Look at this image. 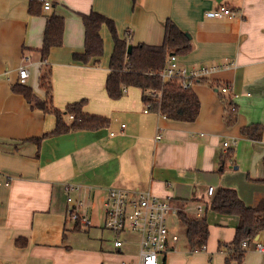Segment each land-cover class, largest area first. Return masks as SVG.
Returning <instances> with one entry per match:
<instances>
[{
	"label": "crops",
	"instance_id": "obj_1",
	"mask_svg": "<svg viewBox=\"0 0 264 264\" xmlns=\"http://www.w3.org/2000/svg\"><path fill=\"white\" fill-rule=\"evenodd\" d=\"M50 1L51 9L45 10L41 0H0V264L137 261L139 239L133 234L121 248L114 245L115 234L113 241L93 249L67 242L68 230L85 226L67 215V183L81 186L74 195L85 201L82 213L91 223L102 212V220L89 225L98 229L106 227L104 209L111 187L150 191L194 217L201 206L210 230L205 248L194 250L188 239L182 241L187 227L179 213L172 214L169 225L178 239L160 255V264H237L227 261L219 242L234 239L239 218L207 209L213 196L208 188L233 187L248 206L264 197V0ZM220 5L241 14L207 17L208 10ZM92 11L112 19L118 35L133 45L162 44L168 20L187 34L192 47L178 55L179 64L215 68L191 87L200 101L195 121L167 118L152 109L145 112L148 104L138 87L119 99L109 97L106 81L114 49L109 25L101 26L104 52L98 61L74 58L85 50L81 14ZM51 13L65 19L64 39L44 56ZM45 63L52 68L56 108L84 100L83 110L107 117L108 124L53 133L55 114L33 107L14 90L22 84L18 69L27 66L30 75L23 85L45 98L40 87ZM223 84L229 85V93L221 91ZM245 127L259 137L245 135ZM230 150L233 158L225 160ZM68 218L75 223L71 229ZM177 220L185 225L182 233L174 228ZM256 239L264 242V232Z\"/></svg>",
	"mask_w": 264,
	"mask_h": 264
},
{
	"label": "trees",
	"instance_id": "obj_2",
	"mask_svg": "<svg viewBox=\"0 0 264 264\" xmlns=\"http://www.w3.org/2000/svg\"><path fill=\"white\" fill-rule=\"evenodd\" d=\"M33 3L34 1L31 2V6ZM81 17L85 27V50L83 53L75 54L76 60L88 62L94 58L98 61L104 52L101 26L108 24L111 29L114 49L110 57V72L106 81V90L110 98L119 99L123 96L125 88L134 86L142 89L143 100L150 105V109L160 112L165 117L190 122L197 119L200 113V101L195 92L191 88L183 89L176 80L164 81L160 76V71L166 66L169 55L178 56L190 51L192 47L187 34L175 22L168 20L165 23L162 44H132L131 52L128 53V45L131 42L128 38H121L118 35L112 19L96 11L81 14ZM64 32L65 19L51 13L44 33L42 46L44 56L48 55L51 48L63 44ZM40 87L45 90V98H40L23 84H16L14 90L23 94L33 107L55 114L57 126L53 133L60 134L78 129L92 130L108 124L107 117L85 112L84 100L69 104L64 111L56 108L53 104L52 68L47 63L41 69ZM243 132L249 137H259L251 127H245ZM224 158L232 159L233 150L227 152ZM207 207L218 213L235 215L239 218L234 239L228 243H221V246L227 248V261L246 264L248 246L254 241L256 243L257 236L264 232V197L256 206H248L235 188L219 187L207 203ZM179 214L187 227L190 246L194 250L203 248L210 234L207 217L190 216L183 210H180ZM245 241H248V246H244Z\"/></svg>",
	"mask_w": 264,
	"mask_h": 264
},
{
	"label": "built area",
	"instance_id": "obj_3",
	"mask_svg": "<svg viewBox=\"0 0 264 264\" xmlns=\"http://www.w3.org/2000/svg\"><path fill=\"white\" fill-rule=\"evenodd\" d=\"M45 10H50V0H41ZM240 10L228 5H220L206 12L209 18H233L239 15ZM215 70L214 67L203 66L200 68H187L178 62V56L171 54L167 58L166 66L160 71L164 81H178L183 89L187 90L201 79L208 78ZM30 70L27 66L18 69L19 83L25 84L29 78ZM223 93H229L227 84L221 85ZM235 109V108H233ZM150 110V105L145 112ZM162 135H158L160 139ZM236 143V142H234ZM229 146V142H225ZM8 183V181H7ZM67 194V214L82 225H90V219L82 213L85 201L74 195L81 191V186L67 183L65 185ZM215 188L210 186L208 194L214 195ZM181 208L176 206L169 198H161L150 191H129L127 189L111 187L108 189V197L105 202V226L115 234L114 245L117 248L124 246L127 235H136L139 239L137 261L131 264H160V255L167 250L172 241L178 239V235L172 233L169 225V217L178 214ZM203 207L198 208V217L202 216ZM248 246V241L244 242ZM255 247L264 252V242L257 240ZM205 248V247H204Z\"/></svg>",
	"mask_w": 264,
	"mask_h": 264
},
{
	"label": "rangeland",
	"instance_id": "obj_4",
	"mask_svg": "<svg viewBox=\"0 0 264 264\" xmlns=\"http://www.w3.org/2000/svg\"><path fill=\"white\" fill-rule=\"evenodd\" d=\"M131 87L125 88V91L127 89L131 90L133 88L134 89L137 88V87H134V86H131ZM65 109H66V107H64L62 109V111H64ZM101 213L102 212L99 211V213L96 214L97 217H94L92 220L95 221V222H100L102 220ZM69 218H68V227H69V229H71L72 226L74 227L75 223L72 220H70ZM93 221H92V223H93ZM94 224H92V225H94ZM183 225L184 224H182L179 220H177V221H175L174 228L177 231L182 233V231H183V229L185 227V225L184 226ZM65 239L67 240V242H70L71 244H74L76 246L78 245V246H82V247H85V248L93 249V248H95V245H98L99 243H101L103 241H109V242L113 241L114 240V233L111 230H109L106 227H104L103 225H102V228H99V229L95 228L93 226L89 227V225H85V226H83L82 228H79L76 231L73 230V229L68 230L66 232ZM187 239H188L187 235L185 233L182 234V241L186 242ZM221 243H228V242L224 241V240L219 242V249L227 251V248L225 246H221ZM255 244L256 243L254 241V242H252L250 244V246H248L245 258H246L247 261L263 263L264 252L258 251L255 248Z\"/></svg>",
	"mask_w": 264,
	"mask_h": 264
},
{
	"label": "water",
	"instance_id": "obj_5",
	"mask_svg": "<svg viewBox=\"0 0 264 264\" xmlns=\"http://www.w3.org/2000/svg\"><path fill=\"white\" fill-rule=\"evenodd\" d=\"M131 49H132V44H129V45H128V53L131 52ZM257 237H258V236H257Z\"/></svg>",
	"mask_w": 264,
	"mask_h": 264
}]
</instances>
